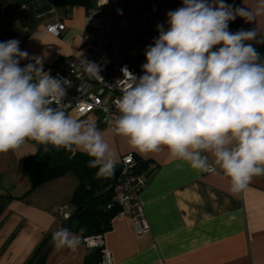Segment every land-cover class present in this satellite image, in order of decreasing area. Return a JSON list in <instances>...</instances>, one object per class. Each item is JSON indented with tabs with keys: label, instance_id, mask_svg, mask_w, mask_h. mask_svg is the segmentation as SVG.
<instances>
[{
	"label": "clouds",
	"instance_id": "9594fccd",
	"mask_svg": "<svg viewBox=\"0 0 264 264\" xmlns=\"http://www.w3.org/2000/svg\"><path fill=\"white\" fill-rule=\"evenodd\" d=\"M166 16L167 28L158 24L145 49L143 74L121 68L128 87L105 130L52 107L70 81L45 72L18 40L0 42V153L28 140L45 151L79 149L97 177H110L119 159L106 138L112 135L141 156L166 152L200 172L222 174L233 195L264 175V57L254 47L264 44V0L235 8L224 0H182ZM237 17L255 26L233 33L229 23ZM21 60L33 62L21 67ZM81 64L90 77L99 75L95 62ZM81 241L69 228L52 233L57 250L75 251Z\"/></svg>",
	"mask_w": 264,
	"mask_h": 264
},
{
	"label": "crops",
	"instance_id": "0c3cea01",
	"mask_svg": "<svg viewBox=\"0 0 264 264\" xmlns=\"http://www.w3.org/2000/svg\"><path fill=\"white\" fill-rule=\"evenodd\" d=\"M224 2L235 8L250 6L253 0ZM96 3L90 0L85 8L54 7L44 0H0V27L13 33L8 40H18L29 57L40 58L42 65H57L86 54L96 32L85 24V17ZM166 20H162L165 28ZM54 21L65 24L59 36L46 30ZM254 26L237 17L229 30ZM254 47L264 57V44ZM85 120L95 121L101 130L112 121L100 123L96 114ZM106 138L118 154L116 165L127 153L141 163L147 184L140 199L150 227L148 233L138 235L127 217L115 216L102 234L113 264H264V175L253 177L245 190L233 195L222 174L200 172L183 161L170 160L166 152L141 156L125 138ZM35 152L28 140L0 153V264H82L86 247L82 241L75 251L57 250L52 243V233L61 228L54 211L64 208L71 213L69 201L77 179L67 173L24 195L29 180L22 163ZM229 213H235L234 221Z\"/></svg>",
	"mask_w": 264,
	"mask_h": 264
},
{
	"label": "built area",
	"instance_id": "2783aa9c",
	"mask_svg": "<svg viewBox=\"0 0 264 264\" xmlns=\"http://www.w3.org/2000/svg\"><path fill=\"white\" fill-rule=\"evenodd\" d=\"M181 6L182 0H97L85 17V24L96 34L84 57L43 65V70L53 78L70 81L61 103L54 102L51 106L73 113L76 119L85 120L89 114H96L100 123H109L118 115L116 101L128 87L121 68L127 66L137 76L143 74L141 65L146 62L145 49L158 36L157 25L167 18L169 10ZM65 29L61 21L46 25L47 32L54 36L61 35ZM81 60L95 62L101 69L99 75L90 77ZM26 64L21 62L20 66ZM118 166L112 196V201L120 207L116 216L127 217L136 234H146L150 227L140 193L147 184V176L133 153L121 156ZM54 214L61 224L70 215L64 208L56 209ZM83 241L87 246L101 249V264H113L101 234Z\"/></svg>",
	"mask_w": 264,
	"mask_h": 264
},
{
	"label": "trees",
	"instance_id": "16d2710c",
	"mask_svg": "<svg viewBox=\"0 0 264 264\" xmlns=\"http://www.w3.org/2000/svg\"><path fill=\"white\" fill-rule=\"evenodd\" d=\"M44 1L54 7H90V0ZM12 36L11 31L0 27V42ZM29 141L35 145L36 152L26 157L22 163L29 180V186L24 195L35 191L48 181L71 173L76 177L77 185L69 201L72 211L61 227L69 228L72 232L80 234L83 243L87 237L102 235L108 231L113 218L120 211V207L112 201L119 166L116 165L114 175L97 177V169L88 166L89 157L83 152L67 148L57 149L51 145L45 151V146ZM81 228L85 229L83 233H80ZM101 257L100 248L86 245L82 264H101Z\"/></svg>",
	"mask_w": 264,
	"mask_h": 264
}]
</instances>
